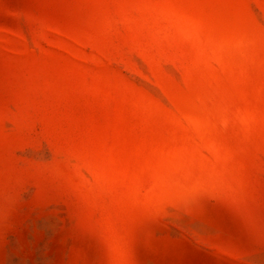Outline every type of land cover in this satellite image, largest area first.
Returning a JSON list of instances; mask_svg holds the SVG:
<instances>
[{
  "label": "rangeland",
  "instance_id": "rangeland-1",
  "mask_svg": "<svg viewBox=\"0 0 264 264\" xmlns=\"http://www.w3.org/2000/svg\"><path fill=\"white\" fill-rule=\"evenodd\" d=\"M0 264H264V0H0Z\"/></svg>",
  "mask_w": 264,
  "mask_h": 264
}]
</instances>
